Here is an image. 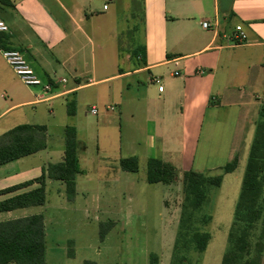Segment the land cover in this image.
Wrapping results in <instances>:
<instances>
[{
	"label": "crops",
	"instance_id": "1",
	"mask_svg": "<svg viewBox=\"0 0 264 264\" xmlns=\"http://www.w3.org/2000/svg\"><path fill=\"white\" fill-rule=\"evenodd\" d=\"M118 1L8 0L9 6H0V16L10 28L9 34L0 35V101L7 105L0 122L15 109L32 107L37 115L43 112L39 107L60 99L67 114L75 117L85 91L105 86L107 95L114 84L133 81L134 86L127 84L126 90L142 91L151 145L138 153L131 145L128 157L110 158L109 165L130 157L144 159L148 165L153 158L172 165L179 179L183 171L195 170L206 126L210 157L223 155L224 163L205 172H216L238 159L235 174L249 158L264 112V0H138L139 14L134 9L127 14V27H118ZM130 18L138 19L137 27L129 26ZM239 27L246 36L242 45L236 39ZM138 28L143 40L133 50L128 42ZM124 38H128L126 47ZM2 50L24 54L52 90L25 87L5 62ZM122 62L130 68L122 69ZM21 84L33 99L23 97ZM94 94L102 98V91ZM94 108L97 114H91L97 116ZM49 111L53 115V108ZM47 146L43 152L1 166L0 192L36 180L49 165L64 161L65 146L58 163L52 161L48 142ZM85 150L79 146L77 195L78 181L88 172V160L82 167L80 159ZM44 154L45 161L40 158ZM53 182L47 181L46 190ZM36 208L0 213V223L42 215L46 238V217Z\"/></svg>",
	"mask_w": 264,
	"mask_h": 264
},
{
	"label": "rangeland",
	"instance_id": "2",
	"mask_svg": "<svg viewBox=\"0 0 264 264\" xmlns=\"http://www.w3.org/2000/svg\"><path fill=\"white\" fill-rule=\"evenodd\" d=\"M135 1V4L130 0L116 3L118 27H127V14L133 9L139 14L138 0ZM132 25L137 27L138 19L130 18L129 26ZM130 40L128 43L133 50L142 42L139 28L137 32L134 30ZM127 41L128 38L122 39L124 47ZM121 68L126 70L130 67L122 62ZM127 84L134 86L135 83L118 82L113 85V92L108 91L107 95L105 86L85 91L75 117L67 114L65 102L60 99L46 107H39L43 112L37 115L32 107L15 109L0 122V136L19 125L46 126L47 142L55 163L60 161L59 153L64 150L66 128H75L79 146L86 147L84 153L80 152V159L82 167L86 159L89 162L86 161L85 167L87 177H82V181L79 179L80 192L74 201H68L66 187L62 183L53 182L46 190L45 207L34 209L46 217V264H150L151 255L156 256L158 264H222L224 256L233 248L230 233L237 234L238 231L234 227V214L248 160L235 174L225 177L220 188L210 190L208 201L194 215L190 231L209 233L212 239L208 249L198 253L191 244L184 249V244L190 241L189 235H179L185 171L169 186L151 185L147 182L148 166L144 159L139 162L137 173L124 172L119 169V164L109 165L110 158L120 154L122 158L128 157L130 147L134 146L138 153L146 144L151 145L142 91L134 87L127 91ZM19 89L23 97H27L26 100L33 99L22 84ZM97 90L102 91V98H96L94 92ZM118 103L120 106L115 108ZM93 107L98 109L97 116L91 114ZM107 107L115 110L108 111ZM51 108L53 115L49 111ZM6 110L7 105L1 99L0 115ZM209 135L205 126L194 171L206 176H224L222 170L205 172L224 163L223 155L210 157ZM40 156L45 161L46 154ZM207 217H211V221L206 224L204 219ZM109 222L114 225L102 240L100 225ZM261 231L259 223L250 238L253 249Z\"/></svg>",
	"mask_w": 264,
	"mask_h": 264
},
{
	"label": "trees",
	"instance_id": "3",
	"mask_svg": "<svg viewBox=\"0 0 264 264\" xmlns=\"http://www.w3.org/2000/svg\"><path fill=\"white\" fill-rule=\"evenodd\" d=\"M0 6H9L8 0H0ZM69 114L74 115L73 112ZM47 147L45 126L19 125L0 136V167L36 155L45 151ZM78 149L76 130L67 128L64 161L57 165H49L43 175L36 180L1 191L0 198L6 199L0 201V213L43 207L47 202L48 180L63 183L68 201L73 202L76 197V177L80 173ZM119 164L121 170L126 173L139 171V161L136 157L121 159ZM238 164V159H235L221 170L224 175L233 174L238 169ZM147 166V182L151 185L169 186L178 177L172 165L160 160L151 158ZM222 184L223 176H206L194 171L183 173L184 202L179 235L190 236V241L183 246L184 249L189 247L188 244H191L198 253H204L208 249L211 235L190 230L194 215L208 201L210 190L220 188ZM234 217V227H237L238 231L237 234L230 233L233 248L224 256L222 264H261L264 254V112L257 124L255 139L250 148ZM210 221L211 217L204 219L206 224ZM259 223L262 225V231L253 249L250 238ZM113 225V222L100 225L102 240ZM178 248L176 245L175 249ZM0 264H46L44 216L37 215L0 223ZM150 264H158L155 255H151Z\"/></svg>",
	"mask_w": 264,
	"mask_h": 264
},
{
	"label": "built area",
	"instance_id": "4",
	"mask_svg": "<svg viewBox=\"0 0 264 264\" xmlns=\"http://www.w3.org/2000/svg\"><path fill=\"white\" fill-rule=\"evenodd\" d=\"M105 9H107V7H105ZM204 27L208 28V25L205 24ZM9 33V26L4 22V20L0 16V35ZM236 39L238 41V45H242L246 40V36L245 34H243L242 28L240 27L237 28ZM2 56L7 65L12 69L16 77L25 87L42 89L46 93H49L52 90L51 86L49 84L44 83L40 79V77L35 73L24 54L15 50H2ZM176 76H178L177 73ZM162 91L163 89L160 88V92ZM91 113L93 115H96L97 110L94 108L92 109Z\"/></svg>",
	"mask_w": 264,
	"mask_h": 264
}]
</instances>
